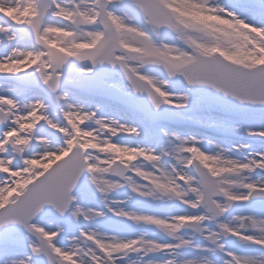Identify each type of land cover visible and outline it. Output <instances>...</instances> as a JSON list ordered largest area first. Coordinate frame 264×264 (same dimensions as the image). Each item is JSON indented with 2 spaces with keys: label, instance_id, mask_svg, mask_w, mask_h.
<instances>
[{
  "label": "snow or ice",
  "instance_id": "6c2138e0",
  "mask_svg": "<svg viewBox=\"0 0 264 264\" xmlns=\"http://www.w3.org/2000/svg\"><path fill=\"white\" fill-rule=\"evenodd\" d=\"M0 264H264V0H0Z\"/></svg>",
  "mask_w": 264,
  "mask_h": 264
}]
</instances>
